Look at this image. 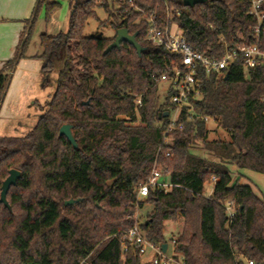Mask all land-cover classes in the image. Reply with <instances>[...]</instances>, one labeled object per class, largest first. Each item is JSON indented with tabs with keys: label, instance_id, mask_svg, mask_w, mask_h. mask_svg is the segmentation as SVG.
<instances>
[{
	"label": "trees",
	"instance_id": "16d2710c",
	"mask_svg": "<svg viewBox=\"0 0 264 264\" xmlns=\"http://www.w3.org/2000/svg\"><path fill=\"white\" fill-rule=\"evenodd\" d=\"M60 5L38 0L19 54L0 71V106L41 7L49 21ZM71 5L68 31L41 34L42 51L35 55L45 76L61 63L43 114L24 136H0V197L10 169L21 172L7 194L12 212L0 203V264H143L123 246L137 209L147 203L153 210L141 228L153 242L167 243L165 222L183 219L176 250L185 264H263L264 198L234 181L230 166L264 174V65L247 78L243 56L221 74L201 68L202 97L191 98L200 118L191 120L184 111L178 121L184 130L175 131L172 144L165 146L175 106L171 88L160 103L159 84L180 60L145 40L150 26L145 14L154 12L165 28L171 22L168 6L181 13L174 21L189 45L220 60L228 49L257 43L250 1L185 6L183 0H71ZM98 7L116 30L138 33L146 48L142 56L127 42L104 54L116 36L85 35ZM262 28L264 49V21ZM205 117L230 138L211 140ZM64 124L73 125L78 148L59 136ZM155 164L168 170L172 188L153 190L137 201L136 188ZM209 183L213 190L207 196ZM70 199L81 200L66 205ZM230 203L233 216L227 213Z\"/></svg>",
	"mask_w": 264,
	"mask_h": 264
},
{
	"label": "built area",
	"instance_id": "2783aa9c",
	"mask_svg": "<svg viewBox=\"0 0 264 264\" xmlns=\"http://www.w3.org/2000/svg\"><path fill=\"white\" fill-rule=\"evenodd\" d=\"M127 3H133V0H121ZM251 4L250 14L257 20V25L254 27L253 32L257 37L256 44H242L232 50H226L224 56L220 60L210 59L203 55L200 51L194 50L182 34H172L170 32L171 22L165 28H161L154 12L148 13L145 19L150 24L145 40L152 45L163 46L169 52L174 54L180 62L173 64L172 73L163 75L161 79L170 80V87L173 93L170 98V103L175 106L170 123L165 131L164 145L169 146L173 142V135L175 131H183L184 124L179 123L182 113L185 111L189 119L193 120L200 118L191 102L193 99H201L202 97V83L199 77L200 69H205L207 73L216 72L222 73L233 63L239 56L244 57V71L247 78L249 72L259 66L264 65V49H261L260 38L262 33V23L264 21V0H249ZM167 15L170 21H174L175 16H180L181 13L177 11L174 13L167 6ZM141 103L140 100H138ZM207 123L211 121L208 117L204 118ZM162 152L159 148L158 153ZM166 157L172 155L171 150L165 153ZM215 181V178H212ZM172 184L169 181L168 170H164L155 164L150 175L145 182L141 183L136 188L137 201L149 196L153 190H163L169 192ZM231 204L227 205V213L233 216L234 211ZM125 244L123 252H127L130 248L139 255L141 258H147L145 264H185L181 253L176 250V239H172L173 254L168 255L169 243L167 251L164 252L161 243H156L149 240L145 232L141 228L138 221L128 229L124 234ZM181 256V259H179ZM249 264H255L253 261H248Z\"/></svg>",
	"mask_w": 264,
	"mask_h": 264
},
{
	"label": "rangeland",
	"instance_id": "374dc122",
	"mask_svg": "<svg viewBox=\"0 0 264 264\" xmlns=\"http://www.w3.org/2000/svg\"><path fill=\"white\" fill-rule=\"evenodd\" d=\"M61 3L60 7L56 9L52 15L49 21L46 20V8L43 6L41 7L36 22L34 24V27L32 29V33L30 36L29 44L33 51L40 50V36L43 33H46L49 36H57L60 33H66L69 29V23H70V11H69V0H57ZM171 9V8H169ZM172 10V9H171ZM98 18H91L88 21V24L85 28V35L87 36H97V37H105V38H113L116 36L117 30L112 26L111 21L108 20V13L103 7H98L96 9ZM148 13L145 14L144 17L147 16ZM170 32L172 34L180 33V29L176 23V21H171L170 25ZM61 67V63L58 62L56 68L51 73V82H49L45 87L41 86V83L38 84L37 92L35 93L38 100L37 104H33L30 110H33L30 115L28 116L27 108L25 107V102H19V105H23L22 109V115H25V123L29 125L28 128L20 127L18 129V132H14V128H5V125L8 124L9 120L7 118H0V122H3V125L1 124V130H0V136H24L26 133L29 132L31 128H33V124L37 119L40 118V116L43 114V110L46 107V98L49 93V99L50 96L54 93L56 90V80L58 75V70ZM166 75V74H165ZM43 89H42V88ZM170 87V80L168 79H161L159 84V91L158 94L160 96V103L164 104L166 102V97L168 94V90ZM9 88V86H8ZM7 88V89H8ZM14 89V86L13 88ZM19 91V89H18ZM5 98V97H4ZM47 98V99H48ZM8 100V98H7ZM10 118V117H9ZM207 127L210 129V139H220L225 140L229 139L230 135L225 132L222 128L219 127V125L215 121H209L207 122ZM201 145V144H200ZM198 153L203 154V152L198 151ZM159 166V165H158ZM162 168V167H161ZM230 169L232 171L233 179L236 180L239 173H242L247 178L245 180V184L250 185L255 193L260 197L264 198V174L254 172L247 169H238L235 165H231ZM239 172H238V171ZM213 188V184H207L206 185V191L205 194L209 195L210 191ZM153 210V206L151 204H145L143 208L137 209L136 215H135V222L138 221V223L142 224L146 219L148 218L149 213ZM183 224L184 221L180 217L177 221H166L164 226V234L166 236V240L169 243V251L168 255L173 254L172 249V238L178 239L182 233L183 230ZM145 264L147 262V258H140ZM180 259V257H179ZM247 263L249 260H246ZM249 264V263H248ZM264 264V263H263Z\"/></svg>",
	"mask_w": 264,
	"mask_h": 264
},
{
	"label": "crops",
	"instance_id": "0c3cea01",
	"mask_svg": "<svg viewBox=\"0 0 264 264\" xmlns=\"http://www.w3.org/2000/svg\"><path fill=\"white\" fill-rule=\"evenodd\" d=\"M37 2L38 0H0V71L8 61L14 59L19 54L28 20L33 15ZM71 10V0H69L70 15ZM41 51V48L36 52L33 51L30 44H28L25 57L18 61L16 68L11 72V79L8 84L9 88L0 106V118L3 119L9 116L10 118L8 117V119L10 120L8 124L5 125V128H14V132H18L20 127H29V125L25 123V115H22V109L24 107L23 105H19V102L26 103L25 107L28 109L27 112L29 111V116L33 111L30 110L32 105L38 103V96L35 94L39 86L38 84L41 83V86L45 87L47 85V81L44 80L45 77L51 78V74L45 76L42 73L43 61L39 58H35V55L40 54ZM13 86L14 89H12ZM50 94L51 93L47 95V98ZM47 98L46 100L48 101L49 98ZM38 120L39 119L33 124V128ZM1 124L3 125V122H0V130ZM246 179L244 174L239 173L236 180H233L239 181L240 184H245ZM212 190L209 195H211ZM179 257L181 259V256Z\"/></svg>",
	"mask_w": 264,
	"mask_h": 264
},
{
	"label": "water",
	"instance_id": "95a60500",
	"mask_svg": "<svg viewBox=\"0 0 264 264\" xmlns=\"http://www.w3.org/2000/svg\"><path fill=\"white\" fill-rule=\"evenodd\" d=\"M207 0H183V3L185 6H194L198 3L206 2ZM37 10V7H36ZM138 33L131 34L130 31L123 27L117 29L116 37L114 41L107 47L104 54L109 53L114 48H120L123 42H127L130 45L134 46L137 50V53L139 56H142L143 51L146 49L143 47L137 40ZM10 82V81H9ZM89 101L84 102V104H87ZM73 125L71 124H64L61 126L59 131V136H65L70 143L73 145L74 148H78V143L74 137L73 134ZM21 177V172L17 169H10L9 176L4 180L2 187H1V197H0V203H3L11 212L12 207L9 204V201L7 199V194L11 188V186H14L17 184L18 179ZM81 199H70L65 202L66 205L74 204L77 201H80ZM168 243L162 244V249L164 252L167 251Z\"/></svg>",
	"mask_w": 264,
	"mask_h": 264
},
{
	"label": "flooded vegetation",
	"instance_id": "af4514ba",
	"mask_svg": "<svg viewBox=\"0 0 264 264\" xmlns=\"http://www.w3.org/2000/svg\"><path fill=\"white\" fill-rule=\"evenodd\" d=\"M44 80L47 81V84H48L49 82H51V78H50V77H45Z\"/></svg>",
	"mask_w": 264,
	"mask_h": 264
}]
</instances>
